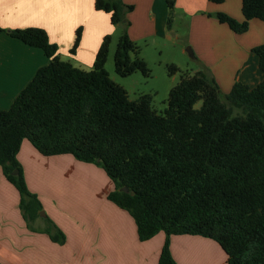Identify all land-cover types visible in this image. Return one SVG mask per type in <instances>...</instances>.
<instances>
[{"label":"trees","instance_id":"16d2710c","mask_svg":"<svg viewBox=\"0 0 264 264\" xmlns=\"http://www.w3.org/2000/svg\"><path fill=\"white\" fill-rule=\"evenodd\" d=\"M165 3L172 12L175 0ZM94 8L122 27L113 53L115 72L147 75L149 68L127 33L133 5L94 0ZM241 13L242 22L223 11L210 15L241 31L250 19L264 20V0H241ZM0 32L40 48L49 59L10 106L0 108V167L19 193L27 224L39 217L42 205L16 158L23 139L42 155L68 153L100 166L114 185L107 198L131 215L138 238L165 234L157 264H175L172 234L213 239L227 264H264V78L252 87L235 80L222 93L208 68L201 67L180 77L157 112L148 94L130 99L109 77L104 67L109 34L86 70L61 59L41 27L0 26ZM80 36L78 27L71 53ZM251 51L264 74V43ZM168 70L177 67L169 64ZM43 219V231L62 243L63 232Z\"/></svg>","mask_w":264,"mask_h":264},{"label":"crops","instance_id":"0c3cea01","mask_svg":"<svg viewBox=\"0 0 264 264\" xmlns=\"http://www.w3.org/2000/svg\"><path fill=\"white\" fill-rule=\"evenodd\" d=\"M123 2L133 5L126 15L131 40H172L165 0ZM172 11L188 18L193 53L222 92H228L235 80L252 87L264 78L251 51L264 43V20L250 19L244 30L234 31L210 15L223 11L242 22L241 0H175ZM0 26L43 28L58 56L82 69L92 66L104 35L115 31L109 14L95 9L94 0H0ZM78 27L80 40L71 53ZM48 61L40 48L0 32V108H8ZM16 158L45 216L27 224L19 193L0 167V264H157L165 234L138 238L131 215L107 198L114 185L101 167L68 153L42 155L27 139L21 141ZM46 216L63 232L62 243L43 231ZM169 240L175 264H227L226 253L213 239L172 234Z\"/></svg>","mask_w":264,"mask_h":264},{"label":"rangeland","instance_id":"374dc122","mask_svg":"<svg viewBox=\"0 0 264 264\" xmlns=\"http://www.w3.org/2000/svg\"><path fill=\"white\" fill-rule=\"evenodd\" d=\"M167 18L173 29L171 31L172 40L154 39L149 36L147 39H142L139 44L136 43L138 46V55L145 60L149 68L147 75H143L140 71H134L129 75L120 76L115 72L113 53L122 30L120 25L112 24L115 31L113 34L109 33V50L104 65L109 77L125 88L130 99L134 100L141 94H148L151 98V106L157 112L164 110L169 89L179 81L183 74H193L201 67L208 68L202 63H200L201 65L199 64L198 59L193 53L196 47H193V41L187 38L188 18L183 15L181 16V14L173 13L168 8L166 24ZM176 35L177 37H175ZM187 47L190 48L192 55H190ZM169 64L175 65L177 70L173 73L169 72Z\"/></svg>","mask_w":264,"mask_h":264},{"label":"water","instance_id":"95a60500","mask_svg":"<svg viewBox=\"0 0 264 264\" xmlns=\"http://www.w3.org/2000/svg\"><path fill=\"white\" fill-rule=\"evenodd\" d=\"M187 49H188L190 55H192V52H191L190 48L187 47ZM12 173H13V174L17 173V170H16V169L13 170ZM122 190H123V191H126V187H122ZM39 215H41V216H45V213L41 210V211L39 212Z\"/></svg>","mask_w":264,"mask_h":264}]
</instances>
